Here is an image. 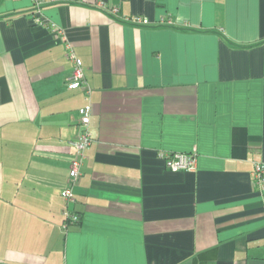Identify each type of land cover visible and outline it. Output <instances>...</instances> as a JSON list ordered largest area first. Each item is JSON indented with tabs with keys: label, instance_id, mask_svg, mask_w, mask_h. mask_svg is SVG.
Wrapping results in <instances>:
<instances>
[{
	"label": "crops",
	"instance_id": "1",
	"mask_svg": "<svg viewBox=\"0 0 264 264\" xmlns=\"http://www.w3.org/2000/svg\"><path fill=\"white\" fill-rule=\"evenodd\" d=\"M32 10L0 4V264H264V193L252 184L264 162V0L44 8L92 89V144L69 204L87 95L68 88L65 45ZM137 15L152 25L124 22ZM159 151H195L196 171H170ZM65 209L81 216L68 230Z\"/></svg>",
	"mask_w": 264,
	"mask_h": 264
},
{
	"label": "built area",
	"instance_id": "2",
	"mask_svg": "<svg viewBox=\"0 0 264 264\" xmlns=\"http://www.w3.org/2000/svg\"><path fill=\"white\" fill-rule=\"evenodd\" d=\"M58 1L59 0H32V21L35 25L48 28L55 37L59 38L64 43L67 51V58L73 65L72 73L68 79V88L71 90L78 88L84 89L87 95V104L79 110L77 137L71 142L74 148V158L69 169L68 186L61 193L62 197L69 204L74 201V188L82 175L81 169L86 159V151L92 144V135L89 128L93 112L91 104L92 89L86 79L83 62L78 57L65 30L44 15V8ZM118 12L119 10L117 8L111 9V13L113 14H117ZM124 22L140 27L152 25L149 19L140 15L124 18ZM160 23L166 24L165 21H161ZM167 23L170 24V22ZM158 157L164 162L166 168L172 172H194L197 169L198 155L195 151L191 153L159 151ZM252 184L259 192L264 193V162L255 163L252 172ZM63 218L64 230H68L69 227L75 226L81 221L80 214L70 209H65L63 211Z\"/></svg>",
	"mask_w": 264,
	"mask_h": 264
},
{
	"label": "trees",
	"instance_id": "3",
	"mask_svg": "<svg viewBox=\"0 0 264 264\" xmlns=\"http://www.w3.org/2000/svg\"><path fill=\"white\" fill-rule=\"evenodd\" d=\"M3 2V0H0V4Z\"/></svg>",
	"mask_w": 264,
	"mask_h": 264
}]
</instances>
